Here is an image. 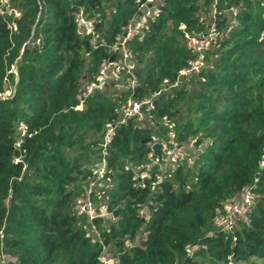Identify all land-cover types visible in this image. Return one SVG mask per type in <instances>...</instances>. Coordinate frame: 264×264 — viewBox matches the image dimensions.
Masks as SVG:
<instances>
[{
  "label": "trees",
  "instance_id": "obj_1",
  "mask_svg": "<svg viewBox=\"0 0 264 264\" xmlns=\"http://www.w3.org/2000/svg\"><path fill=\"white\" fill-rule=\"evenodd\" d=\"M214 2L157 0L160 15L127 44L138 85L122 72L89 91L140 2L0 1V264L264 261V0H217L220 39L205 67L163 86L194 56L180 25L206 31ZM81 8L101 20L104 46L78 30ZM131 97L153 108L121 123ZM171 131L192 166L150 156ZM252 186L251 213L222 230L217 215ZM81 196L93 218L76 210Z\"/></svg>",
  "mask_w": 264,
  "mask_h": 264
},
{
  "label": "built area",
  "instance_id": "obj_2",
  "mask_svg": "<svg viewBox=\"0 0 264 264\" xmlns=\"http://www.w3.org/2000/svg\"><path fill=\"white\" fill-rule=\"evenodd\" d=\"M1 3H5L6 0H0ZM140 2L139 12L137 16L129 22L124 32L126 34H122L119 41H117L111 49L115 52H118V57L116 54L113 61L110 59L104 63H102L98 74H97V83L92 84L89 88V91L94 87H98L103 84L110 75L114 77L119 76L120 73L124 72L128 76V87L131 89H135L138 85V78L134 72V62L133 56L129 51L127 44L133 39L137 34L141 33L143 30L147 28V24L150 18H156L160 15V11L156 7L157 0H138ZM217 0H215L213 5V11L211 13L210 18H208V27L206 31H202L200 33L194 34L187 31V27L185 24L180 25V29L184 31V35L186 38L187 47L194 53L193 57H190L186 65L179 71V74L174 82L169 79L163 80L164 89H168L173 86H177L180 83V80L184 76H189L194 73H198L201 71L206 65V54L208 50L213 46L215 42L220 39V31L218 30L216 23V16L222 14L221 11H218L215 7ZM233 23L236 21V16L240 12L239 6H232L228 9ZM17 15L19 13L15 12ZM101 20L97 19V17H90L83 8L79 9L75 13V23L80 32L84 35H89L91 37V42L93 47L99 48L104 46L106 43L103 39L104 31H100L97 27L98 23ZM233 23L229 25L228 30H230L233 26ZM156 94H159L156 93ZM146 106H150L153 108L152 99H142L136 100L134 98H129L127 104L124 106L123 116L120 120L121 123H124L128 117L137 116L140 119L143 117V108ZM166 124L170 123L167 121ZM171 126V125H170ZM116 128V123H110L108 125V130L104 137L105 145L111 141L114 131ZM170 140L169 142L162 143L163 145V155L166 163H176L182 157H186L188 164L192 166L196 161V154L185 149L181 144L175 141V133L171 131L169 133ZM153 145V144H152ZM103 154H106L104 150ZM150 156H155L153 151L150 153ZM159 162V161H158ZM164 164V165H165ZM106 161L103 159L102 166L97 170V175L99 178H103L106 171ZM149 163L145 165L146 170L141 173V178L150 177L149 173ZM93 183H91V186ZM252 187L247 188L242 197L238 201L228 202L224 207V211L217 215V223L220 228L224 231H231L236 225L240 218H246L252 211L255 202L256 196L252 190ZM76 210L79 213H85L89 217L93 218L96 215V209L94 204L90 200L89 197H79L76 200ZM145 215V214H144ZM150 212H148L145 217L149 218ZM115 259H108L106 264H114ZM229 264H236L233 260L230 261ZM242 264V263H241Z\"/></svg>",
  "mask_w": 264,
  "mask_h": 264
},
{
  "label": "water",
  "instance_id": "obj_3",
  "mask_svg": "<svg viewBox=\"0 0 264 264\" xmlns=\"http://www.w3.org/2000/svg\"><path fill=\"white\" fill-rule=\"evenodd\" d=\"M125 34H126V31L124 32V35ZM114 58H115V56H112L110 61H113ZM18 81H19V74L16 73V83L14 85V92L16 90ZM152 151H153L154 155L157 157L159 163L164 165L166 163V160L164 159V155H163V145H162V143H160V142L153 143Z\"/></svg>",
  "mask_w": 264,
  "mask_h": 264
},
{
  "label": "rangeland",
  "instance_id": "obj_4",
  "mask_svg": "<svg viewBox=\"0 0 264 264\" xmlns=\"http://www.w3.org/2000/svg\"><path fill=\"white\" fill-rule=\"evenodd\" d=\"M251 261L254 262L255 264H264V261H258L256 259H252ZM245 264H250V263L248 262V263H245Z\"/></svg>",
  "mask_w": 264,
  "mask_h": 264
}]
</instances>
